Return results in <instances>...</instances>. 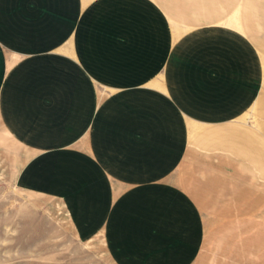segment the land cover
I'll return each mask as SVG.
<instances>
[{
	"label": "crops",
	"instance_id": "0c3cea01",
	"mask_svg": "<svg viewBox=\"0 0 264 264\" xmlns=\"http://www.w3.org/2000/svg\"><path fill=\"white\" fill-rule=\"evenodd\" d=\"M0 125L114 264H264V0H0Z\"/></svg>",
	"mask_w": 264,
	"mask_h": 264
},
{
	"label": "rangeland",
	"instance_id": "374dc122",
	"mask_svg": "<svg viewBox=\"0 0 264 264\" xmlns=\"http://www.w3.org/2000/svg\"><path fill=\"white\" fill-rule=\"evenodd\" d=\"M20 151L0 125V264H114L100 238L76 236L59 199L17 186ZM205 220L209 229L213 221ZM206 257L203 263L214 264Z\"/></svg>",
	"mask_w": 264,
	"mask_h": 264
}]
</instances>
